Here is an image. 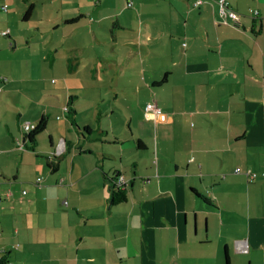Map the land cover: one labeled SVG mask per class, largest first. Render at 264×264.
<instances>
[{
  "label": "crops",
  "instance_id": "1",
  "mask_svg": "<svg viewBox=\"0 0 264 264\" xmlns=\"http://www.w3.org/2000/svg\"><path fill=\"white\" fill-rule=\"evenodd\" d=\"M196 1L0 0V264H264V0Z\"/></svg>",
  "mask_w": 264,
  "mask_h": 264
},
{
  "label": "built area",
  "instance_id": "2",
  "mask_svg": "<svg viewBox=\"0 0 264 264\" xmlns=\"http://www.w3.org/2000/svg\"><path fill=\"white\" fill-rule=\"evenodd\" d=\"M201 1L198 0L196 1V3L194 4L196 5H200ZM216 5H217V18H218V22L224 24V25H232L235 23H238L240 21V15H238L234 10H232L228 4L227 0H216ZM6 5H3L0 3V11L1 12H6ZM257 12H254V15H256ZM8 31L6 32H2L1 34L3 36H7L8 35ZM160 110L159 108L156 107V105L153 102H150L148 104H146V106L144 107V116L146 119L148 120H157L160 117ZM31 129H33V127L29 124V123H24L23 124V130L24 132H29ZM240 170L237 169L235 171V173H239ZM246 176L250 179V180H254L256 175L250 173V171L245 172ZM41 182V178H38L36 180V183ZM115 185L117 187H119L121 189L122 186L125 185V181L123 180L122 177H119L116 179L115 181ZM23 195L25 194V192L22 193ZM245 251V250H244ZM1 260V257H0Z\"/></svg>",
  "mask_w": 264,
  "mask_h": 264
},
{
  "label": "trees",
  "instance_id": "3",
  "mask_svg": "<svg viewBox=\"0 0 264 264\" xmlns=\"http://www.w3.org/2000/svg\"><path fill=\"white\" fill-rule=\"evenodd\" d=\"M196 3V2H195ZM195 3H193V7L194 8H196V7H198V6H200V5H194ZM128 6H130V4H128ZM32 9H33V7H32V5H30L27 9H26V11H25V13H24V20H27V19H29V17H30V15H31V13H32ZM149 103V102H148ZM147 103V104H148ZM146 106V105H145ZM144 106V107H145ZM73 113V112H72ZM72 113L71 112H68V120L73 124V125H75L74 124V121H73V118H72ZM46 123H47V119L45 118V117H42L40 120H39V122H38V125L37 126H33V125H31L30 123V125L33 127V129H31L29 132H24V138H25V140L29 143V145H27V149H30V150H33L34 149V147H35V145H36V139H37V136L38 135H40L44 130H45V128H46ZM24 131V130H23ZM89 131H90V128H88V127H85V129H84V132L85 133H89ZM58 156V155H57ZM57 156H51L52 158H49V161H50V163L52 164V166H54V164L55 163H53L54 161H56L57 160ZM236 171V170H235ZM241 172V171H240ZM117 179V178H116ZM40 183V182H39ZM39 183H36V184H39ZM126 200V193H125V191L124 190H121L119 187H117L116 185H115V180H114V182H113V185L111 186V188H110V204L111 205H117V204H119V203H122V202H124Z\"/></svg>",
  "mask_w": 264,
  "mask_h": 264
},
{
  "label": "rangeland",
  "instance_id": "4",
  "mask_svg": "<svg viewBox=\"0 0 264 264\" xmlns=\"http://www.w3.org/2000/svg\"><path fill=\"white\" fill-rule=\"evenodd\" d=\"M34 19V18H33ZM28 23H32V22H28ZM45 88L48 89L49 85L47 83H45ZM37 98V97H36Z\"/></svg>",
  "mask_w": 264,
  "mask_h": 264
}]
</instances>
